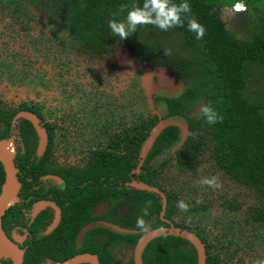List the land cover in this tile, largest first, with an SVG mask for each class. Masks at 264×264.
<instances>
[{
  "label": "flooded vegetation",
  "instance_id": "af4514ba",
  "mask_svg": "<svg viewBox=\"0 0 264 264\" xmlns=\"http://www.w3.org/2000/svg\"><path fill=\"white\" fill-rule=\"evenodd\" d=\"M23 4L24 14L17 18L10 19V9L8 10V22L17 26L19 36L30 35L29 27L34 25V12L38 11L43 12L46 21L55 16L62 26L58 16L54 12L49 14L43 5L38 6L27 0ZM30 10L32 15L28 14ZM4 16L5 14L0 13V20ZM62 27L71 35L74 49L82 57L79 60L64 58L63 54H50L44 49L46 55L24 58L22 68L28 65L29 71L24 68L23 74L19 69L20 75L14 77L6 73L10 68H7L8 64L14 59L11 51L13 44H5L3 41L0 45V140L6 141L12 152L18 183L14 197L6 203L0 215V233L20 253V264H24L25 260L27 264H63L75 255L84 253L95 255L100 264L95 251H100L104 245L108 246L110 256L118 264H132L133 249L139 238L134 244L111 238L109 232H115L107 225L127 231L115 234L144 233L132 223L133 198L124 191L135 189L130 186L133 181L144 183L137 176L144 173L141 166L154 142L140 163L143 142L160 119H168L164 99L181 94L185 84L171 71L160 67L178 79L183 89L177 95L166 96L163 87L158 85L152 75V83L160 90L150 94L151 103H148L145 91L140 86V64L150 62L139 58L133 48L112 38L107 40L104 50H91L82 46L67 27ZM45 33L48 36L47 42L52 40L50 34L46 31ZM6 34L9 36L10 31ZM34 35L42 36L40 30ZM56 38L55 41L58 42ZM110 41L116 43L117 49L133 51L134 60H131L129 66L131 68L128 69L124 64L126 58H115L112 49L114 45ZM3 68H6L5 71ZM142 100L145 109L141 105ZM198 105L187 112L186 116L200 117L203 103H200V107ZM21 112L33 115L37 126L44 132L45 143L41 151H38L39 138L33 125L18 116ZM152 119H155L152 127L148 131L143 130V122ZM175 120L186 125L188 135L186 118ZM143 132L147 133L145 137H142ZM187 135L178 145L181 139L178 129V138L174 144L154 155L147 163L156 172V180L159 168L150 166V162L163 152L169 153L176 170L193 173L180 170L175 163L174 151L181 147ZM127 148L132 151L126 150ZM133 148L136 150L133 151ZM111 153H129L136 159L132 169L121 171L126 173V177L115 179L109 175V168L94 166L95 159L105 158ZM212 168L217 169L215 166ZM220 175L232 182L222 171ZM232 183L250 191L244 186ZM112 188L120 192L114 198L117 202L115 206L114 199L108 194ZM162 189L166 190L163 187ZM177 201L178 193L175 196V209L168 218H164V212L162 216L158 213L159 220L166 225L158 227H168L169 224L184 226L175 218L179 211ZM232 205H236L233 210L229 208ZM238 206L233 200H223L216 210H210L208 203L192 207H197L195 210L201 212L205 224L208 223V218L217 219L214 223L215 226L218 225L217 229L213 230L211 226L193 228L198 231V235L194 234L201 241L205 255L206 251L216 255L220 264H228L229 259L235 255L249 256L252 251L250 249H254L259 243L256 236L244 237L239 235V230L235 231V228L247 229V225L254 226L250 215L246 217V223L245 220L237 222L232 217L240 209L241 205L237 209ZM151 222L147 223L151 225ZM0 264H14V259L10 254L4 255L0 252Z\"/></svg>",
  "mask_w": 264,
  "mask_h": 264
},
{
  "label": "trees",
  "instance_id": "16d2710c",
  "mask_svg": "<svg viewBox=\"0 0 264 264\" xmlns=\"http://www.w3.org/2000/svg\"><path fill=\"white\" fill-rule=\"evenodd\" d=\"M24 1L0 0V13L12 9V16L17 18L24 14ZM27 1L43 5L49 14L54 12L62 26L67 27L82 46L94 51L104 50L107 40L112 38L133 48L142 60L164 67L177 76L185 84L183 92L164 99L168 119L185 117L188 123L187 138L174 151L177 167L194 172L200 162L206 160L211 163L232 182L250 190L256 202L249 218L254 227H264V90L261 94L249 88L252 82L264 85V0H187L192 14L205 28L202 39L195 38V33L188 30L185 21L183 27L168 31L153 25H140L124 40L111 34L108 23L112 19L124 20L132 4L142 6L143 0ZM173 2L179 4L182 0ZM235 3H241L243 7L242 11L234 13L247 28L248 34L244 37H236L226 29L221 18V9L232 7ZM121 5L126 6L123 11ZM200 103L211 106L223 117L222 122L209 124L202 114L200 117H187L186 113ZM154 122L155 119L144 121L143 130L148 131ZM146 135L143 132L142 137ZM177 138L178 129L175 126L165 127L154 140L141 166L144 173L137 176L164 194V218H168L175 209L176 192L163 190L156 180V172L147 163L154 155L173 145ZM135 160L129 153H111L105 158L95 159L94 166L109 168V175L115 179L123 178L126 177L124 172L134 167ZM122 170L125 171L121 173ZM2 180L0 166V182ZM124 192L133 198V225H136L137 217L143 215L146 202L151 201L145 221H152L150 229L166 226L158 218L160 202L154 193L135 189ZM108 194L114 199L120 192L112 188ZM116 203L114 199L113 205ZM195 208L192 211L197 212ZM229 208L233 210L236 205ZM176 226L198 235L193 227ZM109 233L111 238L126 240L131 244L141 235ZM95 253L99 256L100 264H118L110 256L107 245ZM195 258L189 242L172 236L151 240L141 254L142 264H195ZM27 263L25 260L24 264ZM205 264H220V260L206 251Z\"/></svg>",
  "mask_w": 264,
  "mask_h": 264
},
{
  "label": "rangeland",
  "instance_id": "374dc122",
  "mask_svg": "<svg viewBox=\"0 0 264 264\" xmlns=\"http://www.w3.org/2000/svg\"><path fill=\"white\" fill-rule=\"evenodd\" d=\"M8 12V10L4 11L3 14H5V18L3 17L0 20V45L4 43L3 41L6 42L5 44H7V42H11V44H13L11 45V51L13 54L12 58L14 59L8 64L9 66L7 68H10L9 71H7L6 73L14 75V77H18L20 75L19 69L23 74L25 73L23 71L24 68L26 69V71H29L28 65L22 68V66L24 65V58H39L41 54L46 55V53L43 52L44 49H47L50 54H57L58 56L60 54H63L64 58H77V60H79V58H82L78 54L76 49H74L75 45L71 42V35L62 26L59 25V22L57 21V18L55 16L51 18L52 20L48 19L46 21L43 18L42 11L41 13H39L40 11H38V13L34 12V25L32 24V27H29L28 31L30 35L27 34L25 36L22 34V36H19L17 26L11 23L9 24L8 22ZM28 12V14H31V10ZM9 13L10 19L16 18L13 17L14 15L12 9H10ZM221 18L225 22L226 29L233 32L236 37H244L248 34L247 28L244 27L242 22L236 18L235 13L231 11L230 7H223L221 9ZM39 30L40 34H42L43 37H35L34 34ZM44 30L49 33L52 38V40H49V42H47L48 36ZM7 31H10L9 36L6 34ZM55 38L58 39V42L55 41ZM110 44L114 45L112 49H114L113 51L115 54V58H126L124 64H126L128 69L131 68L129 66L131 64V60H134L133 51L125 48L117 49L116 43H111V41ZM13 50H15V52ZM55 50L57 51L55 52ZM1 53H4V51H1ZM138 66L139 65H137V69H139ZM5 69L6 68H3L4 71ZM153 76L154 79L157 80L158 85L163 87L166 96L177 95L183 89V86L179 82V80L173 77L171 73H169L163 68L158 67ZM1 80L2 78H0V81ZM249 85H252L249 87L251 90H257V92L262 94L264 90L263 84H261L260 82H252L249 83ZM143 103L144 101L142 100L141 105H143V109H145L146 107ZM198 107H200V104L198 105ZM164 160H166V163L162 165V162H164ZM171 161L172 159L169 158V153L163 152L150 162V166H157L159 168L157 181L164 189L174 190L176 193H178L179 200H184L187 204L190 205L189 210L186 212L178 209V214L175 217L177 219L176 221L189 227L211 226L213 230L217 229L218 225L216 224L215 226L214 224L217 221L216 218H208V223L205 224L201 212L192 211V207L200 203H208L210 210H216L217 206L220 205L221 201L223 200H233L234 202H236L237 205H241L240 209L232 215L233 218L237 219V222L245 220L246 217L250 215V210L255 206V197L252 196V193L250 191L236 186L235 184L221 176L220 171L217 169L214 170V168H212L211 163L204 160L198 164L195 172L184 173L176 170L174 163ZM205 176H217L219 182L222 184V187L219 190H215L207 186H197V181ZM239 206L237 207V209L239 208ZM234 224L237 226L236 223ZM247 227V229H236L235 227L234 228L235 231L239 230L240 236H256L259 239V243L254 249H250L252 251L249 256L240 254L237 255L238 257L240 256L238 258L235 255L234 258L229 259L228 264H240L241 261L243 262V264H250V262L254 263L258 260H264V227H252L251 225H247ZM127 256L129 257V255ZM250 258L253 260H250Z\"/></svg>",
  "mask_w": 264,
  "mask_h": 264
},
{
  "label": "water",
  "instance_id": "95a60500",
  "mask_svg": "<svg viewBox=\"0 0 264 264\" xmlns=\"http://www.w3.org/2000/svg\"><path fill=\"white\" fill-rule=\"evenodd\" d=\"M241 4V3H240ZM242 5V4H241ZM158 69L157 66H154L151 63H142L140 64V70L142 72L140 76L141 84L140 86L145 91V97L148 103L150 102V94L154 92H159V88L152 83V75ZM28 121L31 122L33 125L35 132L39 138L38 140V151H41L44 147L45 143V136L42 129L37 126V120L35 117L29 113L21 112L18 115ZM167 126H175L180 131V145L187 135V127L184 123L179 120L175 119H160L149 131L148 137L143 142L140 152V163L144 159L147 151L151 147L152 143L154 142L155 138L159 135V133ZM12 152L8 148V144L4 140H0V165L3 172V182L1 185V192H0V215L2 210L4 209L6 203H8L13 197L16 192L18 183L16 181L15 173L16 170L12 163ZM136 190H142L154 193L156 196L160 198V216H162L165 210V197L163 196L162 192L159 191L156 187L150 186L145 183L141 182H132L130 184ZM162 219V217H161ZM164 220V219H162ZM53 226V225H52ZM110 227L115 233H125L127 232L124 229L113 225H107ZM89 227V226H87ZM86 227V228H87ZM160 236H172L181 238L186 240L190 243V245L194 249L195 253V264H205V251L204 247L199 240V238L190 230L185 228L176 227L172 224H169L168 227H157L150 229L149 232L143 233L139 239L137 240L133 253H132V264H141V253L146 245L153 239L160 237ZM0 252L4 255L10 254V257L14 259V264H20V253L11 245H9L2 237L0 233ZM98 264L97 258L95 255L92 254H78L74 257L70 258L63 264Z\"/></svg>",
  "mask_w": 264,
  "mask_h": 264
},
{
  "label": "clouds",
  "instance_id": "9594fccd",
  "mask_svg": "<svg viewBox=\"0 0 264 264\" xmlns=\"http://www.w3.org/2000/svg\"><path fill=\"white\" fill-rule=\"evenodd\" d=\"M125 7V5H121V11ZM185 21L187 22L188 30L195 33V38L202 39L205 34V28L192 14L191 5L187 0H182L179 4L174 3L173 0H143L142 6L133 3L124 20L112 19L109 21L108 27L111 29L113 36L124 40L136 32L137 27L140 25H153L162 31H168L175 27H183ZM200 112L209 124H215L223 120V117L218 115L209 105L201 106ZM197 186H207L219 190L222 184L217 176H205L197 181ZM151 203V201L146 202L142 210L143 215L138 216L136 220V227L145 233L150 231V225L145 221L144 217L149 215ZM177 207L179 210L186 212L189 210L190 205L184 200H179L177 201ZM254 264H264V260L255 261Z\"/></svg>",
  "mask_w": 264,
  "mask_h": 264
},
{
  "label": "built area",
  "instance_id": "2783aa9c",
  "mask_svg": "<svg viewBox=\"0 0 264 264\" xmlns=\"http://www.w3.org/2000/svg\"><path fill=\"white\" fill-rule=\"evenodd\" d=\"M233 12H239L243 10V7L240 3H235L232 7H231Z\"/></svg>",
  "mask_w": 264,
  "mask_h": 264
}]
</instances>
